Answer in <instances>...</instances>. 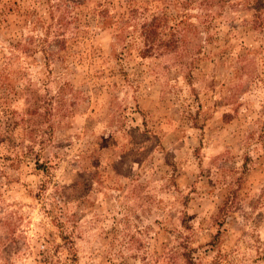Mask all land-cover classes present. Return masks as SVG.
Segmentation results:
<instances>
[{"label":"rangeland","instance_id":"rangeland-1","mask_svg":"<svg viewBox=\"0 0 264 264\" xmlns=\"http://www.w3.org/2000/svg\"><path fill=\"white\" fill-rule=\"evenodd\" d=\"M0 264H264V0H0Z\"/></svg>","mask_w":264,"mask_h":264},{"label":"trees","instance_id":"trees-1","mask_svg":"<svg viewBox=\"0 0 264 264\" xmlns=\"http://www.w3.org/2000/svg\"><path fill=\"white\" fill-rule=\"evenodd\" d=\"M149 26V27H148ZM152 26V22L150 23V24H146V25H144V28L145 27H148V28H150Z\"/></svg>","mask_w":264,"mask_h":264}]
</instances>
